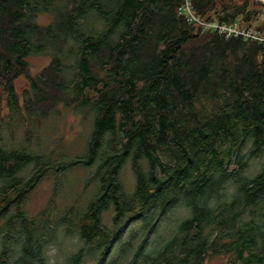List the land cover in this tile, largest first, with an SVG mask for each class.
<instances>
[{"label":"trees","instance_id":"trees-1","mask_svg":"<svg viewBox=\"0 0 264 264\" xmlns=\"http://www.w3.org/2000/svg\"><path fill=\"white\" fill-rule=\"evenodd\" d=\"M180 2L0 0V141L13 139L0 144V264H264V44L189 24ZM191 3L264 35L250 0ZM60 106L90 116L82 155L14 141L18 124L30 146L31 123ZM76 165L94 168L86 203L57 212L51 195L30 216L35 187ZM69 239L61 260L46 254Z\"/></svg>","mask_w":264,"mask_h":264},{"label":"rangeland","instance_id":"rangeland-1","mask_svg":"<svg viewBox=\"0 0 264 264\" xmlns=\"http://www.w3.org/2000/svg\"><path fill=\"white\" fill-rule=\"evenodd\" d=\"M250 1L252 4H257L253 3V0ZM257 5L264 8V6L260 4ZM262 19H264V12L259 16V20ZM29 61L32 70H36L48 61V57L43 55L33 56ZM16 86L20 91L22 87H26V83L20 78L17 80ZM78 112L76 109L60 106L54 114L43 119L40 126L33 121L30 125L33 130V134L31 133L32 135L30 137V146H27L28 143L26 141H20V138L24 139L23 132L25 129L17 124L12 131L14 141H19L21 146L26 147L32 152H44L45 150L47 151L48 149L56 147V145L60 143L63 144L62 150L68 157L80 156L85 151L91 122L89 121L90 116L85 118L80 112ZM1 139L0 144L2 145H8L13 141L9 132L6 130L2 131ZM31 168L32 166L28 165L23 169L22 176H27ZM93 171V167L76 165L70 170L65 171L63 174L59 173L58 177L49 174L48 177L44 178L37 187H35L25 202L24 206L28 214L30 216L37 215L48 204L51 195H54L52 205H55L54 209L57 212L76 198L78 203H86L87 199L98 188L95 182L87 183L86 181L88 177H91L87 174H92ZM120 180L124 184L126 190L130 191L133 188L135 178L129 160H127L121 168ZM54 181L58 182L57 189L54 187ZM55 211L54 213L56 214L57 212ZM179 211L180 210L174 211L171 217L177 218L180 216ZM104 219L109 222V214H105ZM171 224H174V220L164 222L158 229L157 233L163 234L165 228ZM71 242L72 240L69 239V241H65L61 246H58L56 243H50L46 248V254L52 259L57 258L58 260H61L65 253L71 251ZM205 264H225V259L220 256H211L205 261Z\"/></svg>","mask_w":264,"mask_h":264},{"label":"built area","instance_id":"built-area-1","mask_svg":"<svg viewBox=\"0 0 264 264\" xmlns=\"http://www.w3.org/2000/svg\"><path fill=\"white\" fill-rule=\"evenodd\" d=\"M177 13L185 18L189 24L196 25L202 29L216 31L225 37H239L243 40H254L264 44V35L253 27H239L236 23H222L208 20L195 13L191 0H181L177 7Z\"/></svg>","mask_w":264,"mask_h":264},{"label":"water","instance_id":"water-1","mask_svg":"<svg viewBox=\"0 0 264 264\" xmlns=\"http://www.w3.org/2000/svg\"><path fill=\"white\" fill-rule=\"evenodd\" d=\"M253 3H257L264 6V0H253Z\"/></svg>","mask_w":264,"mask_h":264}]
</instances>
